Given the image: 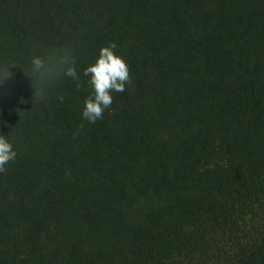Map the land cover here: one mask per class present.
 Instances as JSON below:
<instances>
[{
  "label": "trees",
  "instance_id": "trees-1",
  "mask_svg": "<svg viewBox=\"0 0 264 264\" xmlns=\"http://www.w3.org/2000/svg\"><path fill=\"white\" fill-rule=\"evenodd\" d=\"M109 42L129 80L88 123ZM0 135V264H264V0H0Z\"/></svg>",
  "mask_w": 264,
  "mask_h": 264
},
{
  "label": "clouds",
  "instance_id": "clouds-1",
  "mask_svg": "<svg viewBox=\"0 0 264 264\" xmlns=\"http://www.w3.org/2000/svg\"><path fill=\"white\" fill-rule=\"evenodd\" d=\"M116 48L114 42L101 47L95 61L83 69L82 75L88 78L87 84L90 85L91 92L84 100L81 119L88 123H95L102 118L104 110L112 103V93L123 92L129 80L128 64L124 57L115 51ZM28 75L34 80L35 95L44 93L51 87L53 78L49 59L44 54L32 56L28 62ZM80 75L71 53L60 57L55 72L57 79L71 78L79 89ZM16 156L17 152L9 136L0 135V172L5 171V166Z\"/></svg>",
  "mask_w": 264,
  "mask_h": 264
}]
</instances>
